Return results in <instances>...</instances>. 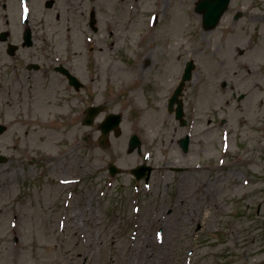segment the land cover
I'll return each mask as SVG.
<instances>
[{
  "label": "rangeland",
  "instance_id": "rangeland-1",
  "mask_svg": "<svg viewBox=\"0 0 264 264\" xmlns=\"http://www.w3.org/2000/svg\"><path fill=\"white\" fill-rule=\"evenodd\" d=\"M5 1L0 0V28L10 23L15 34L24 25L19 4L10 0L4 8ZM162 1L171 7L163 8ZM197 1L83 0L88 8L103 6L98 14L105 31L92 40L95 48L88 39L82 45L78 33L46 41L36 37L33 47L12 59L0 42V121L8 125L0 151L10 155L14 144L18 150L0 164V264H138L127 246L139 241L144 259L154 252L169 264H264V0H232L211 30L202 27ZM44 2L32 0L35 18L45 13L47 20L68 19L69 13L48 10ZM239 10L244 15L236 20L233 13ZM152 13L158 18L155 29ZM19 58L38 61L43 70L20 83ZM189 59L196 67L183 96L187 124L181 126L174 115L158 114L167 110L161 100H168ZM58 62L86 88H70L52 69ZM95 72L108 79L98 88L91 83ZM150 85L156 103L148 98ZM127 87L144 103L142 118L127 98ZM26 89L30 96L23 104ZM125 98L131 107L123 105ZM91 104H106L107 112L126 117L121 134L111 133L106 149L98 143L100 130L82 126ZM252 109L258 112L253 115ZM100 115L99 120L106 114ZM224 130L230 136L227 152ZM86 132L90 142L82 139ZM134 132L142 138L143 152L152 153L150 193L142 184L136 190L140 183L126 169L143 161L142 154L126 150ZM187 133L191 143L183 151L179 139ZM111 159L123 168L115 177L106 169ZM171 166L192 167L173 172ZM73 178L79 181L61 182ZM97 190L104 196L120 191L118 212L133 227L110 220L114 201L100 199ZM136 198L142 204L139 216L132 210ZM168 209L175 212L166 215ZM75 223L77 231L71 227ZM159 227L162 241L155 236Z\"/></svg>",
  "mask_w": 264,
  "mask_h": 264
},
{
  "label": "bare ground",
  "instance_id": "bare-ground-1",
  "mask_svg": "<svg viewBox=\"0 0 264 264\" xmlns=\"http://www.w3.org/2000/svg\"><path fill=\"white\" fill-rule=\"evenodd\" d=\"M174 67H177V66H174ZM93 81H94V84H96V85L99 83L97 75L94 77ZM134 90H135V88H134ZM133 96L135 98V100L133 101V104L141 109V116L143 117V114L146 110L142 108V104L139 100V96H138V94L135 93V91H133ZM158 115H159V117H164V116H166V112L161 111ZM151 117H156V113L153 112ZM0 183H1V181H0ZM127 248L132 249V251L134 252V255L132 258L135 259L138 264H140L141 262H146L148 264H169L168 258H166L165 256L160 257L159 254H151V256H148L147 260H145L142 256L143 255L142 254L143 245L141 242L135 243L133 248L130 247L129 245L127 246Z\"/></svg>",
  "mask_w": 264,
  "mask_h": 264
},
{
  "label": "water",
  "instance_id": "water-1",
  "mask_svg": "<svg viewBox=\"0 0 264 264\" xmlns=\"http://www.w3.org/2000/svg\"><path fill=\"white\" fill-rule=\"evenodd\" d=\"M203 6H205L207 8L206 15H207V17H209L211 15L212 11H213V8L211 6V2H204ZM216 6H218V5H216V4L213 5L214 8H216Z\"/></svg>",
  "mask_w": 264,
  "mask_h": 264
}]
</instances>
